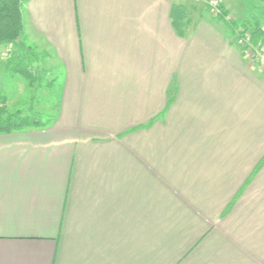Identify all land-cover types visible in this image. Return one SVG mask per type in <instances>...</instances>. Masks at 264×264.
I'll return each instance as SVG.
<instances>
[{
  "label": "crops",
  "instance_id": "crops-1",
  "mask_svg": "<svg viewBox=\"0 0 264 264\" xmlns=\"http://www.w3.org/2000/svg\"><path fill=\"white\" fill-rule=\"evenodd\" d=\"M184 5L23 6L53 102L0 134V264H264V69Z\"/></svg>",
  "mask_w": 264,
  "mask_h": 264
},
{
  "label": "rangeland",
  "instance_id": "rangeland-1",
  "mask_svg": "<svg viewBox=\"0 0 264 264\" xmlns=\"http://www.w3.org/2000/svg\"><path fill=\"white\" fill-rule=\"evenodd\" d=\"M184 1L187 2V5H184L185 7L178 8L180 9V13L178 12L176 19L177 24L184 23V20L186 21V17L192 14V9H197L200 5H202L205 11L207 10L209 12H213L215 17L216 12L218 11L217 9L221 7L220 0ZM210 1H215L217 6L214 7L210 5ZM243 1L246 8H243L240 5L237 6L239 7V12L237 11L238 15H236L245 20L243 23H245L248 28L258 25L264 29V0ZM232 15L233 14H230V12L227 15V19L231 22L235 21L234 18L237 19L236 15ZM233 33L236 37V32L233 31ZM245 33H250V30L247 29ZM24 36V43L26 47L34 48L32 41L29 40L25 33ZM10 51H12V47H6V55ZM30 68L32 76L35 79L32 85H30L27 80L10 71L7 68V64L6 69H4V66H0V108L4 109L8 114L19 112L23 116H40V118H42L45 117V115L50 114V106L53 102L52 97L49 94L51 91L50 85L52 83L51 67L49 62L46 59H43L39 60V62L35 64H32Z\"/></svg>",
  "mask_w": 264,
  "mask_h": 264
},
{
  "label": "trees",
  "instance_id": "trees-1",
  "mask_svg": "<svg viewBox=\"0 0 264 264\" xmlns=\"http://www.w3.org/2000/svg\"><path fill=\"white\" fill-rule=\"evenodd\" d=\"M29 0H0V46H10L12 51L7 53V68L32 85L35 79L30 66L37 60L39 54L34 48L26 47L22 22V8ZM216 17L226 22L228 27L236 32L242 29L243 33L250 30L251 44L264 43V29L260 26L248 28L245 23L227 19V11L219 7ZM242 33V34H243ZM34 49V50H33ZM6 66V65H5ZM43 126L40 116H23L19 112L8 114L0 108V134L22 131L26 128H39ZM264 162V159L263 161Z\"/></svg>",
  "mask_w": 264,
  "mask_h": 264
},
{
  "label": "built area",
  "instance_id": "built-area-1",
  "mask_svg": "<svg viewBox=\"0 0 264 264\" xmlns=\"http://www.w3.org/2000/svg\"><path fill=\"white\" fill-rule=\"evenodd\" d=\"M210 5L216 7L215 1H210ZM242 29L236 31V45L242 50L243 54L252 62L259 64L264 69V43L253 45L250 42L249 33H243Z\"/></svg>",
  "mask_w": 264,
  "mask_h": 264
}]
</instances>
